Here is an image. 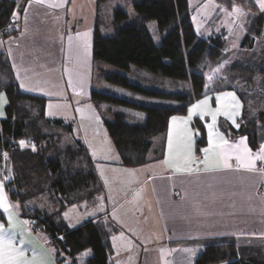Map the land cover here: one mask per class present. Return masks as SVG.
Here are the masks:
<instances>
[{
  "label": "crops",
  "instance_id": "crops-1",
  "mask_svg": "<svg viewBox=\"0 0 264 264\" xmlns=\"http://www.w3.org/2000/svg\"><path fill=\"white\" fill-rule=\"evenodd\" d=\"M107 1L25 0L17 34L0 38V55L11 69L19 91L43 99L47 118L48 104H55L58 110L66 109L65 116L52 119L73 125L68 135L76 140L71 144L66 136L64 144L75 146L78 142L94 161L102 186L97 199L103 196L106 209L69 224L62 217L65 211L73 206L90 208L99 201L81 203L62 210L59 220L75 229L99 217L110 219L118 227L109 239L111 264H195L206 242L220 239L233 241L241 258L254 257V263L258 262L254 254L259 251L254 246L264 244V173L259 171L264 160H256L258 170L250 172L239 168L234 153L243 155L245 149L253 156L260 153L264 146V125L258 128V149L253 151L245 136L232 137L219 128L225 121L238 129L243 110L240 97L234 90L213 93L190 105L183 116L170 118L161 160L136 168L120 165L102 118L89 100L93 82H98L93 67L100 66L92 56V34L98 23V8ZM85 8H92L93 18L82 12ZM5 105L6 97L0 93V119L4 117ZM195 119L203 123L206 133V145L199 155L198 134L192 127ZM170 132L173 155L177 157L172 166L163 163L169 158ZM210 138L209 166L224 156L230 157L227 159L230 168L204 170L201 161L205 158L204 150L210 148ZM20 146L28 147L25 142ZM188 153L193 171L176 172L175 165H183L182 157ZM13 160L14 156L8 155V177L0 176L8 208L5 212L0 207V224L12 237V247L23 250L24 259L43 258L47 264H57L46 235L24 223L16 205L8 199L4 183L10 180ZM154 164L157 169L149 171L147 168ZM137 192L141 194L138 199ZM130 198L132 203L122 209L124 201ZM135 214V218L131 217ZM259 261L264 263L263 259Z\"/></svg>",
  "mask_w": 264,
  "mask_h": 264
},
{
  "label": "trees",
  "instance_id": "trees-1",
  "mask_svg": "<svg viewBox=\"0 0 264 264\" xmlns=\"http://www.w3.org/2000/svg\"><path fill=\"white\" fill-rule=\"evenodd\" d=\"M220 7L230 8L237 4L245 8L248 16L241 48L250 50L262 34L261 23L264 13L258 10L254 0H215ZM138 21L128 23L127 14L116 9L113 14L114 34L100 35L98 27L92 34V56L100 66H94L98 82H106L121 89L135 90L172 101L166 105H142L135 100H124L92 89L89 100L100 114L107 134L116 149L120 165L136 168L163 158L164 139L171 117L183 116L187 108L202 98L226 90H234L240 97L243 110L237 130L222 121L219 128L228 131L232 137L245 136L251 150L258 149L259 132L257 123L264 125V112H249L247 100L233 87L217 86L206 89V75L224 61V40L220 36L201 37L194 31L188 0H140L132 4ZM13 0H0V38L17 34L18 20L10 21ZM21 11H19L20 13ZM160 36L155 44L150 29ZM128 71L130 67L144 68L155 76L183 82L188 85L172 94L145 91L128 82L126 76L107 72L105 65ZM264 65V52L262 57ZM228 77L245 79L248 86L256 75L263 78L264 66L256 72L253 68L232 63L227 69ZM225 79V78H223ZM159 80H165L160 79ZM228 80V79H226ZM248 88V87H247ZM0 93L6 97L4 117L0 119V170L5 167L3 155L7 152L14 157L12 176L4 186L10 202L16 205L20 219L46 234L55 245L57 254H63L71 264H78L80 257L89 250L83 264H111L109 239L118 227L102 217L69 229L55 215H47L43 209L31 207V201L48 200L62 210L81 203L97 200L102 192L100 180L95 173L94 161L87 150L78 145L64 144V138L73 131L71 123L51 120L46 117L45 101L19 91L17 82L8 64L0 55ZM120 106L141 110L145 117L143 124L126 122L123 111L111 112L104 106ZM106 113H109V118ZM258 114V115H257ZM257 115V117H256ZM192 127L198 134L196 154L205 146V128L195 119ZM50 141L49 150L43 149L44 140ZM31 141L34 152L20 146L21 141ZM156 144L160 147L156 149ZM23 152V153H22ZM6 177H4L5 179ZM20 205V206H19ZM33 208V210H31ZM195 264H264L254 257H240L238 247L231 240L207 241ZM54 253V252H53ZM54 253L57 264H62ZM89 256V257H88Z\"/></svg>",
  "mask_w": 264,
  "mask_h": 264
},
{
  "label": "rangeland",
  "instance_id": "rangeland-1",
  "mask_svg": "<svg viewBox=\"0 0 264 264\" xmlns=\"http://www.w3.org/2000/svg\"><path fill=\"white\" fill-rule=\"evenodd\" d=\"M24 1L25 0H22L20 4L18 3L16 4V1L15 3H13V9L10 14V21L15 19L19 20V17L21 16V12L19 13V11H22ZM137 1L140 0H109L104 4H102L101 6H99L97 11L98 23L96 27H98L100 35L104 37H109L114 34L113 14L116 9H120L127 14L126 21L128 23H134L138 21V16L132 8V4ZM228 1L231 2L233 0H228ZM254 1L258 6V10L261 13H264V11H262L261 8L259 7L258 0H254ZM188 7H189L190 18L194 31L198 36L204 38L212 37V36H220L224 40V49H223L224 61L219 65H217L214 68V70H212L206 75L205 88L211 90V88L216 87V85L221 87H227V86L233 87L236 91L242 94L244 98L247 100L249 106V112H254V113L264 112V84H262L263 78L256 75L254 77L255 79L253 80L252 85L248 86V84L245 82V79H236V77L230 79V77H228L227 75V69L232 63H241L247 65L253 68L254 70H256V72L259 68L264 66L261 64L263 52H264V19L263 22L261 23L262 26L261 36L255 40L252 49L244 50L241 48V43L244 38L245 32L248 29V27H246L247 25L246 20L248 13L245 8L237 4L230 5V8H225V7L223 8L220 7L215 0H188ZM234 9H239V12H235ZM84 11L86 16H91V18H93L94 12L91 13L92 8H89V10L88 8H85L82 12ZM85 21H88V19L85 18ZM150 34L155 44L158 45L160 43V36L157 34V31L155 30V24L152 25L150 29ZM104 65L108 73L115 72L124 75L127 77L128 82L130 84L140 87L143 90L149 92L172 94L174 90L179 91L182 90L184 87L188 86L186 85V83L183 82L176 83V82H172V80L170 79L162 78V76H155L144 68L130 67L128 71H124L107 64ZM160 77L161 79H165V80L162 81L159 80ZM219 77H221L222 80L218 82L215 81L216 79H221ZM214 81L216 82V85L212 84ZM93 89L124 100H130V101L135 100L139 104L146 106L166 105L172 102L167 99H161V98L158 99V97L149 96L148 94L137 93L135 90L121 89L119 87L110 85L106 82L96 83V81H94ZM103 109L106 110L107 112L123 111L127 115L126 122L132 125L143 124L145 117L144 113L141 110L125 108L123 106L120 107V106L107 105L104 106ZM65 111L66 109L58 110L57 106L51 103L48 104L47 116L51 120L58 119L60 115L65 116ZM106 115L109 118L110 114L106 113ZM79 122H81V120ZM81 124L82 123H80V125ZM260 125L262 126V124L257 123L258 128L260 127ZM68 139H70L71 144H73L76 140L75 137H72V139L70 137ZM43 140H44L43 149L49 150L50 141L47 138ZM23 142H25L26 145H28L27 147L28 152L29 151L34 152V157H35L37 152H35L34 144L28 140H25ZM159 148L160 147L158 146V144H156V149L159 150ZM4 153L5 154L3 155V157L5 159V167L3 169L1 168L0 170V176L3 178L8 177L9 172L7 168V164H8L7 158L8 155L11 156V154L7 152ZM261 168H264V166L260 167V169ZM147 169H149V171H154V169H157V165L154 164L152 167ZM11 173L9 177L10 180L13 178ZM10 180H7L8 183ZM101 199H103V196L97 199L99 202H96L94 206L90 208L88 207L79 208L78 206H73L69 208L67 211H65L62 217L63 218L66 217L68 219V222L69 221L71 222L69 223L71 225H73L74 223L76 224L77 222H81L82 220H86L85 219L86 216H90L94 212L99 213L103 209H106V204H104ZM132 200L133 198H130L127 201L125 200L124 201L125 204L123 203L124 206L122 209L129 207V204L132 203ZM29 205L31 207L37 208L38 210L44 208V211L47 215H55L57 218L59 216V213L57 214L58 211L57 206H54L48 200L40 201L36 203L34 201H31ZM145 209L146 210L148 209L147 205ZM31 210H33V208H31ZM131 217L135 218L136 214L135 216L132 215ZM46 238L48 239V242H50L52 251L55 254H57L58 250L55 249L54 246L55 244L50 241V238L47 235ZM257 245H261V246H254V249L256 251H259L257 253H259L262 257H264V244H257ZM248 251L249 250H247V252ZM85 253H88L89 255V250L85 251L82 254L80 260L78 261V264H83L82 262L85 260V258H87L86 257L87 255H84ZM238 253L240 254L239 250ZM57 255L60 261H63L61 262L62 264H71L70 260L67 257H65L63 254L60 255L57 254Z\"/></svg>",
  "mask_w": 264,
  "mask_h": 264
},
{
  "label": "snow or ice",
  "instance_id": "snow-or-ice-1",
  "mask_svg": "<svg viewBox=\"0 0 264 264\" xmlns=\"http://www.w3.org/2000/svg\"><path fill=\"white\" fill-rule=\"evenodd\" d=\"M36 2L40 3L42 2V0H36ZM258 3H259V7L261 8V10L264 11V0H258ZM234 11L239 12V9H234ZM191 114H192V109L189 110V116H191ZM173 119L175 120V118ZM23 143L24 142L21 141L22 145ZM209 144H210V148L204 150L205 158L203 161H201V163L205 164L204 170L205 171L219 170L221 166L223 168H230L231 165L227 163V159L230 157H224V156H220L216 161L213 162L211 166H209L208 153L212 151L211 138L209 140ZM173 153H174V148H173V141H172V136L170 132L169 133V158H166L165 161L163 162L165 165L172 166V161L177 159V157L174 156ZM234 155H235V159L238 162L239 168L245 169L250 172H255L258 170L256 168L255 161L264 160V146L261 147L260 153H258L256 156H253L247 149H245L243 155H241L239 152H235ZM182 159H183V165L177 163L175 165V171L191 173L193 169L190 167L192 163L190 153L184 154ZM259 171L264 173V168L259 169ZM2 188L3 186L0 185V207H2L5 212H7L8 208L5 203L6 197H4L3 195ZM140 195L141 194L137 192L135 194V198L138 199ZM8 221H9V225H11L12 224L11 215L8 216ZM5 237H7V240L5 239ZM84 255H88V253H85ZM5 256H7V259H5ZM0 264H47V261L44 260L43 258L37 260L35 257L31 261L24 259L23 250L12 247V237L4 229L3 224H0Z\"/></svg>",
  "mask_w": 264,
  "mask_h": 264
},
{
  "label": "built area",
  "instance_id": "built-area-1",
  "mask_svg": "<svg viewBox=\"0 0 264 264\" xmlns=\"http://www.w3.org/2000/svg\"><path fill=\"white\" fill-rule=\"evenodd\" d=\"M15 1H16V4L18 3V4H20L21 2H22V0H13V3H15ZM1 31H0V35H1Z\"/></svg>",
  "mask_w": 264,
  "mask_h": 264
}]
</instances>
